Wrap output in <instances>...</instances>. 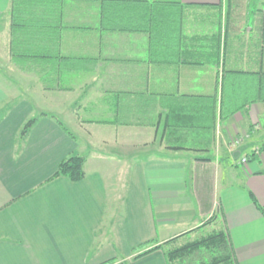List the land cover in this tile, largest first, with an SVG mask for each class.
I'll use <instances>...</instances> for the list:
<instances>
[{"label": "crops", "instance_id": "crops-1", "mask_svg": "<svg viewBox=\"0 0 264 264\" xmlns=\"http://www.w3.org/2000/svg\"><path fill=\"white\" fill-rule=\"evenodd\" d=\"M208 228L264 264V0H0V264H169Z\"/></svg>", "mask_w": 264, "mask_h": 264}, {"label": "trees", "instance_id": "trees-1", "mask_svg": "<svg viewBox=\"0 0 264 264\" xmlns=\"http://www.w3.org/2000/svg\"><path fill=\"white\" fill-rule=\"evenodd\" d=\"M156 12L148 14L150 23L155 28L164 30V24L169 16L161 13L160 8ZM146 14V13H145ZM145 14L143 17H145ZM35 124V120L29 121L24 129L23 135ZM85 158L80 156L72 157L62 162L58 168L55 177H64L73 183H79L85 178ZM205 231V230H204ZM203 232V231H202ZM201 232V233H202ZM199 233L194 240L179 246H170L165 254L169 264H237L232 253L229 237L225 230H212L203 236ZM186 236V235H183ZM181 236V237H183ZM181 237L172 240L171 243L178 241ZM191 259V261H190Z\"/></svg>", "mask_w": 264, "mask_h": 264}, {"label": "rangeland", "instance_id": "rangeland-1", "mask_svg": "<svg viewBox=\"0 0 264 264\" xmlns=\"http://www.w3.org/2000/svg\"><path fill=\"white\" fill-rule=\"evenodd\" d=\"M211 231H212V228H208L207 230L203 231V232L201 233V235L205 236V235H207L208 233H210ZM196 237H197V236H196ZM196 237H191V236L186 237L185 239L181 240V242H180L179 244H182V242H183V243H187V242H189V241H191V240H194ZM176 246H179V245L177 244ZM169 250H170V248H169ZM190 261H191V259H190Z\"/></svg>", "mask_w": 264, "mask_h": 264}, {"label": "built area", "instance_id": "built-area-1", "mask_svg": "<svg viewBox=\"0 0 264 264\" xmlns=\"http://www.w3.org/2000/svg\"><path fill=\"white\" fill-rule=\"evenodd\" d=\"M237 142L239 143L240 140H238ZM247 162H248V158H243V159H242V163H243V164H245V163H247Z\"/></svg>", "mask_w": 264, "mask_h": 264}]
</instances>
